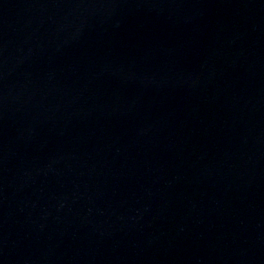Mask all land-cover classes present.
I'll list each match as a JSON object with an SVG mask.
<instances>
[{
  "label": "water",
  "instance_id": "water-1",
  "mask_svg": "<svg viewBox=\"0 0 264 264\" xmlns=\"http://www.w3.org/2000/svg\"><path fill=\"white\" fill-rule=\"evenodd\" d=\"M0 264H264V0H0Z\"/></svg>",
  "mask_w": 264,
  "mask_h": 264
}]
</instances>
